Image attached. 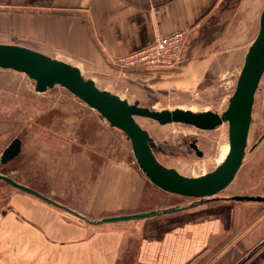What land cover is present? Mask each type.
Instances as JSON below:
<instances>
[{
    "label": "crops",
    "instance_id": "1",
    "mask_svg": "<svg viewBox=\"0 0 264 264\" xmlns=\"http://www.w3.org/2000/svg\"><path fill=\"white\" fill-rule=\"evenodd\" d=\"M263 9L264 0H0V44L45 54L88 76L123 80L129 90L136 84L194 89L213 77L212 70L227 59L226 54L243 55L245 62L248 36L260 30ZM183 29L191 33L178 69L122 72L116 67L119 58ZM84 162H75L67 198L52 199L55 189L49 193L18 183L90 221L150 212L134 210L136 202L130 205L137 200L135 172L131 181L129 175L128 181L123 180L126 177L96 181L93 192L88 187V169L94 166ZM128 168L121 173H128ZM19 196L22 202L16 201L14 213L0 206V264H196L230 233L239 232L238 244L244 250L264 237V215L255 214L251 227L237 230L231 221L236 207L228 204L214 206L218 210L201 219H196V213L206 205L92 225L36 196ZM231 249L224 254L232 253ZM240 264H264V243Z\"/></svg>",
    "mask_w": 264,
    "mask_h": 264
},
{
    "label": "rangeland",
    "instance_id": "2",
    "mask_svg": "<svg viewBox=\"0 0 264 264\" xmlns=\"http://www.w3.org/2000/svg\"><path fill=\"white\" fill-rule=\"evenodd\" d=\"M258 32L257 28L250 32L248 46L255 41ZM226 56L224 62L215 65L213 77L194 89L173 90L136 84L129 90L127 82L123 80H103L87 74L84 76L95 79L102 90L111 91L130 103L139 101L141 106L153 110L182 109L194 113L211 111L222 114L235 92L244 66L243 55L238 58L232 52ZM137 121L153 138L152 148L159 161L184 176L196 178L212 172L228 154L227 123L208 131L181 123L161 125L148 118H137ZM250 135V148L264 135V79L256 95ZM15 138L22 139V152L7 165L0 163V173L17 182L27 183L25 185L30 187H40L45 192L51 193V189H55V194L49 196L51 198L67 196L75 162L82 159L85 160L84 163L94 166L93 169H88V187L93 192L98 188L97 184L94 189L96 181H109V177L114 180L126 177L123 180L128 181V175L131 181L135 172L134 192L137 193L138 201L135 199L130 202V205L136 202L134 210L164 211L183 208L189 207L191 201L195 200L164 192L151 185L136 162L126 134L112 128L97 111L69 91L58 86L38 93L35 91V82L25 74L0 68V157ZM195 140L204 153L203 157L198 156L190 146ZM120 166L123 169H116ZM125 168H128V173H121L122 170L126 171ZM18 194L31 197L0 180V206L3 210L14 213V204L21 199ZM235 195L264 196V139L257 148L248 151L235 180L218 196ZM219 204L236 207L231 221L237 230L251 227L255 223V214L264 215V203L252 205V202H212L203 206L206 209L196 213V219L206 218L212 214L211 211L216 212L218 209L214 206ZM71 219L79 222L73 217ZM233 233L225 240L223 237L218 239L210 248L213 249L212 252L196 264L241 262L256 244L244 250L238 244L236 235L239 232ZM200 248L197 247L196 250ZM229 248H232V253L229 251L224 254Z\"/></svg>",
    "mask_w": 264,
    "mask_h": 264
},
{
    "label": "water",
    "instance_id": "3",
    "mask_svg": "<svg viewBox=\"0 0 264 264\" xmlns=\"http://www.w3.org/2000/svg\"><path fill=\"white\" fill-rule=\"evenodd\" d=\"M0 68L25 74L35 82V90L39 93L58 86L66 89L91 109L97 111L112 128L126 134L136 162L151 184L164 192L201 200L200 203H203L217 196L233 183L247 155L256 95L264 76V9L261 15L259 34L247 52L235 92L229 99L227 109L222 114L211 111L194 113L182 109L157 111L141 106L139 101L130 103L111 91L100 89L94 79L84 76L80 68L21 46L0 44ZM137 118H148L161 125L181 123L208 131L227 123L229 126L228 154L212 172L196 178L184 176L176 169L166 167L159 161L152 148L153 138L139 124ZM22 144L21 138H15L3 151L0 163L7 165L19 156ZM192 146L197 148L194 144ZM198 154L201 156V152ZM0 180L13 188L36 196L86 220L92 225L141 220L156 216L161 212L168 213L176 210L150 211L90 221L2 173H0ZM228 200L264 202V197L236 195Z\"/></svg>",
    "mask_w": 264,
    "mask_h": 264
},
{
    "label": "built area",
    "instance_id": "4",
    "mask_svg": "<svg viewBox=\"0 0 264 264\" xmlns=\"http://www.w3.org/2000/svg\"><path fill=\"white\" fill-rule=\"evenodd\" d=\"M190 33V29H183L161 37L150 46L119 58L115 65L122 72L127 70L174 71L184 62V51Z\"/></svg>",
    "mask_w": 264,
    "mask_h": 264
},
{
    "label": "flooded vegetation",
    "instance_id": "5",
    "mask_svg": "<svg viewBox=\"0 0 264 264\" xmlns=\"http://www.w3.org/2000/svg\"><path fill=\"white\" fill-rule=\"evenodd\" d=\"M263 79H264V76H263V78H262V80H261V82L263 81ZM260 86H261V83H260ZM260 86H259V90H260ZM258 90V91H259ZM251 128H252V124H251ZM201 130V129H200ZM251 129H250V133H249V138H248V147H247V153H248V151H253L255 148H257V146L262 142V140L264 139V135L259 139V141L257 142V143H255V144H252L253 146L250 148V146H251V144H250V139H251ZM195 145L197 148H194L192 145ZM191 148H192V150L199 156V154H198V152H201V156L200 157H203V155H204V153L199 149V146H198V144H197V141L195 140L191 145ZM249 148H250V150H249ZM219 195V194H218ZM215 196V197H213V198H211V199H209L208 201H204L203 203H200V201L201 200H197V199H195V200H192L191 201V205L190 206H194V207H198V206H203V205H207L208 203H223V202H228V201H231V200H228V198H231V197H224V196ZM236 196V195H235ZM179 209H181V208H179ZM182 209H185V207L184 208H182ZM202 260V259H201ZM200 261V260H199Z\"/></svg>",
    "mask_w": 264,
    "mask_h": 264
},
{
    "label": "trees",
    "instance_id": "6",
    "mask_svg": "<svg viewBox=\"0 0 264 264\" xmlns=\"http://www.w3.org/2000/svg\"><path fill=\"white\" fill-rule=\"evenodd\" d=\"M264 243V237L259 241V243H257L256 245H255V247L247 254V256L248 255H253V254H255L258 250H259V246L261 245V244H263ZM243 261V260H242ZM241 261V262H242ZM241 262H239L238 264H240Z\"/></svg>",
    "mask_w": 264,
    "mask_h": 264
}]
</instances>
